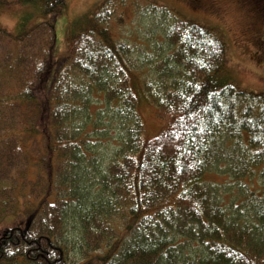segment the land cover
Segmentation results:
<instances>
[{"label": "trees", "instance_id": "16d2710c", "mask_svg": "<svg viewBox=\"0 0 264 264\" xmlns=\"http://www.w3.org/2000/svg\"><path fill=\"white\" fill-rule=\"evenodd\" d=\"M11 6L42 20L0 30V264H264V96L226 80L218 29L103 0L58 56L68 1Z\"/></svg>", "mask_w": 264, "mask_h": 264}, {"label": "rangeland", "instance_id": "374dc122", "mask_svg": "<svg viewBox=\"0 0 264 264\" xmlns=\"http://www.w3.org/2000/svg\"><path fill=\"white\" fill-rule=\"evenodd\" d=\"M67 1L66 13L59 16L55 21L56 42L54 50L58 56H63L66 53L69 29L76 31L81 27V19H77L94 10L96 5L103 0ZM144 1L165 7L181 18L200 26L217 28L225 45L223 75L226 80L240 90L264 96V0H202V7L192 6L193 0ZM27 16L30 17L27 30L34 28L42 20L34 9L27 6L0 8V30L14 33L16 24ZM0 44L2 45L1 41ZM139 113L147 131L152 133L158 130V122L151 106H141ZM0 119L3 125L9 126L10 118L7 113L1 112ZM33 176L34 169L28 168L27 177ZM22 179V184L16 188L17 207L22 205L23 197L28 192L27 187L22 188L28 179ZM0 183L8 186V189L13 187L8 180H0ZM13 219H15L14 216L7 215L3 220H0V223L7 224ZM75 237V233L70 237L72 249L75 248ZM90 256L94 257L91 264L101 263L97 260L96 254Z\"/></svg>", "mask_w": 264, "mask_h": 264}, {"label": "flooded vegetation", "instance_id": "af4514ba", "mask_svg": "<svg viewBox=\"0 0 264 264\" xmlns=\"http://www.w3.org/2000/svg\"><path fill=\"white\" fill-rule=\"evenodd\" d=\"M192 6L202 7L203 6V1L202 0H193Z\"/></svg>", "mask_w": 264, "mask_h": 264}]
</instances>
